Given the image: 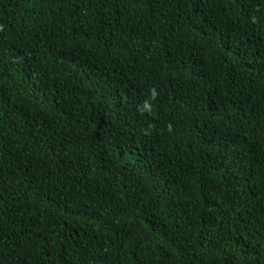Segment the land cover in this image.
I'll return each mask as SVG.
<instances>
[{
  "label": "trees",
  "instance_id": "16d2710c",
  "mask_svg": "<svg viewBox=\"0 0 264 264\" xmlns=\"http://www.w3.org/2000/svg\"><path fill=\"white\" fill-rule=\"evenodd\" d=\"M0 264H264V0H0Z\"/></svg>",
  "mask_w": 264,
  "mask_h": 264
}]
</instances>
